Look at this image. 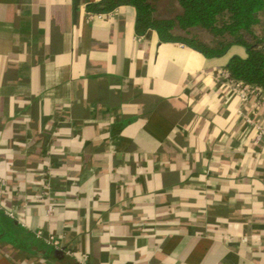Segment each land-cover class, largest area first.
I'll list each match as a JSON object with an SVG mask.
<instances>
[{"label": "crops", "instance_id": "1", "mask_svg": "<svg viewBox=\"0 0 264 264\" xmlns=\"http://www.w3.org/2000/svg\"><path fill=\"white\" fill-rule=\"evenodd\" d=\"M99 1L0 0V264H264V99L223 75L246 50Z\"/></svg>", "mask_w": 264, "mask_h": 264}, {"label": "trees", "instance_id": "2", "mask_svg": "<svg viewBox=\"0 0 264 264\" xmlns=\"http://www.w3.org/2000/svg\"><path fill=\"white\" fill-rule=\"evenodd\" d=\"M176 2L180 11L173 16L159 13V0H101L88 8L100 13L130 4L136 9L138 33L155 30L161 42L184 43L208 58L222 57L233 46H241L246 55H232L226 69L231 78L264 92V0Z\"/></svg>", "mask_w": 264, "mask_h": 264}, {"label": "built area", "instance_id": "3", "mask_svg": "<svg viewBox=\"0 0 264 264\" xmlns=\"http://www.w3.org/2000/svg\"><path fill=\"white\" fill-rule=\"evenodd\" d=\"M223 75L228 79L230 85L240 94L241 99L243 101H249L250 99H256L257 102H261L264 99V92L262 89L245 84L241 81H236L235 79L230 77V74L227 70L223 72ZM247 122L252 127L255 132V141L257 143L261 142L264 138V124L257 121L253 117H246ZM7 187V180L3 177H0V209H3V195L4 191ZM7 214L13 218H15V214L12 211H7ZM37 235L41 238H44L49 244L55 246L56 248H61V240L56 237L54 234H50L48 236H43V233L39 231ZM85 258V257H84ZM86 259V258H85Z\"/></svg>", "mask_w": 264, "mask_h": 264}, {"label": "rangeland", "instance_id": "4", "mask_svg": "<svg viewBox=\"0 0 264 264\" xmlns=\"http://www.w3.org/2000/svg\"><path fill=\"white\" fill-rule=\"evenodd\" d=\"M158 11L161 15L173 16L180 11V7L176 0H159Z\"/></svg>", "mask_w": 264, "mask_h": 264}]
</instances>
